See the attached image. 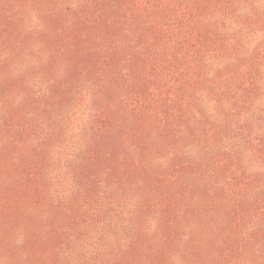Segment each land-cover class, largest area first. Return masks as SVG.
Wrapping results in <instances>:
<instances>
[{"label":"rangeland","instance_id":"obj_1","mask_svg":"<svg viewBox=\"0 0 264 264\" xmlns=\"http://www.w3.org/2000/svg\"><path fill=\"white\" fill-rule=\"evenodd\" d=\"M0 264H264V0H0Z\"/></svg>","mask_w":264,"mask_h":264},{"label":"trees","instance_id":"obj_2","mask_svg":"<svg viewBox=\"0 0 264 264\" xmlns=\"http://www.w3.org/2000/svg\"><path fill=\"white\" fill-rule=\"evenodd\" d=\"M73 195H74V193H73Z\"/></svg>","mask_w":264,"mask_h":264}]
</instances>
